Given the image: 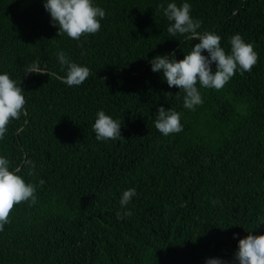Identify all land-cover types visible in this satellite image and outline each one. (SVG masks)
I'll return each instance as SVG.
<instances>
[{
	"label": "trees",
	"instance_id": "trees-1",
	"mask_svg": "<svg viewBox=\"0 0 264 264\" xmlns=\"http://www.w3.org/2000/svg\"><path fill=\"white\" fill-rule=\"evenodd\" d=\"M171 2L184 0H94L101 29L76 41L58 35L43 0H0V72L26 100L0 155L36 189L0 232V264H234V235H264V0H187L201 33L226 52L238 33L258 54L222 90L200 88L195 110L150 70L155 56L179 61L198 43L168 34L160 5ZM60 51L90 70L81 86L62 83ZM32 63L50 75L27 76ZM159 107L180 113L182 132L155 128ZM101 110L122 139H95ZM129 188L137 196L122 209Z\"/></svg>",
	"mask_w": 264,
	"mask_h": 264
},
{
	"label": "clouds",
	"instance_id": "clouds-1",
	"mask_svg": "<svg viewBox=\"0 0 264 264\" xmlns=\"http://www.w3.org/2000/svg\"><path fill=\"white\" fill-rule=\"evenodd\" d=\"M43 8L50 16L51 25L58 29V35H67L76 41L97 34L106 15L104 9L95 5L94 0H43ZM160 8L169 22L166 30L170 36L179 35L198 41L182 60L178 61L175 52H171L157 55L150 61V70L153 73L161 74L169 88L176 87L179 93H184L185 109L195 110L203 103L200 88L222 90L237 73H251L256 66L258 54L253 45L245 42L240 34L231 37L230 52H226L221 46L222 38L219 35L207 31L201 33L199 29L202 22L192 18V7L187 0L179 6L175 2L167 3L166 7L161 4ZM57 60L66 69L62 83L68 87L81 86L91 75L87 67L73 62L63 51L57 53ZM25 72L27 76L50 75L47 67L39 63L27 65ZM25 103L20 85L18 86L7 72H0V141L5 139L10 122L19 119L23 113ZM180 120V113L159 107L155 114L154 126L164 136L178 134L183 131ZM92 128L95 139L99 142L122 139L121 122L106 115L102 110L96 113ZM17 171L19 170L11 171L10 160L0 155V232L10 223L9 215L14 205L36 202V189L32 184H26L24 179L16 174ZM136 196L135 188L123 191L119 201L120 207L127 209ZM131 215V211L124 212V216ZM117 217L123 218L119 213ZM233 239H238L234 264H264V235L249 234L244 239L234 235ZM205 264L228 262L221 258H208Z\"/></svg>",
	"mask_w": 264,
	"mask_h": 264
}]
</instances>
